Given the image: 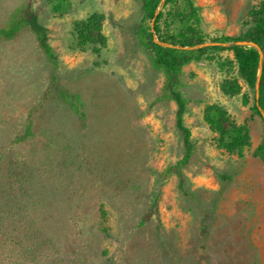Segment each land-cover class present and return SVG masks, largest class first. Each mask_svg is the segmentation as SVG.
Listing matches in <instances>:
<instances>
[{
	"label": "rangeland",
	"instance_id": "1",
	"mask_svg": "<svg viewBox=\"0 0 264 264\" xmlns=\"http://www.w3.org/2000/svg\"><path fill=\"white\" fill-rule=\"evenodd\" d=\"M258 1L193 0L205 41L242 32ZM93 11L104 16L98 55L77 49L72 31L74 20ZM28 13L45 28L55 66L29 24L0 37V152L28 123L31 135L14 155L36 148L40 157L59 161H52L41 216L57 258L64 264H264V159L255 153L264 120L250 110L241 79L239 93L221 92L219 83L236 75L220 64L230 53L208 49L180 68L176 83L193 148L179 189L176 175L165 174L182 154L175 104L137 38L139 0H0V28ZM178 25L164 10L162 29ZM61 93L78 97V113ZM208 103L247 123L243 157L215 147L202 117ZM0 264L11 259L3 255Z\"/></svg>",
	"mask_w": 264,
	"mask_h": 264
},
{
	"label": "trees",
	"instance_id": "2",
	"mask_svg": "<svg viewBox=\"0 0 264 264\" xmlns=\"http://www.w3.org/2000/svg\"><path fill=\"white\" fill-rule=\"evenodd\" d=\"M139 2L137 38L150 54L154 66L163 73L165 83L169 86L168 97L175 104L174 126L182 144L181 156L173 165L166 167L165 174L173 172L177 177L178 188L182 189L183 168L191 156L193 143L190 129L183 120L186 99L176 83L180 68L187 61L201 58L208 49L228 51L231 58L223 59L220 64L229 67L227 70L234 69L236 75H231L219 83L221 92L227 95L239 93L242 87L239 81L241 79L251 96L250 110L264 120V0H259L247 10L243 21L247 27L242 32L235 35L213 36L209 40L218 42L217 44L196 48L185 47L206 40V34L199 29L198 11L193 0H139ZM164 10L176 17L179 22L176 28L162 29L160 19ZM103 18L102 13L93 11L86 17L73 21V38L77 49H89L93 54H99L105 44L102 32ZM23 23L29 24L46 61L54 67V54L48 43L46 30L34 14L28 13L26 19L15 17L12 25L6 24L0 28V37L5 39L12 37ZM154 38L169 43L170 46L162 45ZM239 40L252 41L256 47L236 43ZM256 79L258 86L255 96ZM61 99L73 112L78 113L80 101L77 96L61 93ZM248 100V95L243 93L242 102L247 103ZM202 117L214 134L213 142L216 148L243 157L250 144L246 122L234 121L226 109L217 103L206 104ZM24 128V132L0 152V258L3 255L8 256L12 264H64L55 255L57 249L55 239L41 217L45 213L44 206L48 194L46 188L50 172L53 170L52 161L54 165H58L59 161L55 156L43 154L44 148L40 153L44 155L43 157H40L42 155H39L40 151L36 148L34 154L26 149L21 152L22 154L14 155V147L20 146V141L31 135L28 123ZM65 150L69 153L70 147L67 146ZM255 153L264 159V136ZM62 162L65 165L64 159ZM68 162H73L71 154L68 156ZM105 218V211L100 208V221L104 222Z\"/></svg>",
	"mask_w": 264,
	"mask_h": 264
},
{
	"label": "water",
	"instance_id": "3",
	"mask_svg": "<svg viewBox=\"0 0 264 264\" xmlns=\"http://www.w3.org/2000/svg\"><path fill=\"white\" fill-rule=\"evenodd\" d=\"M154 40L162 45H169V43H166V42H161L159 41L158 39L154 38ZM218 42H214V41H204V42H201V43H198L196 45H192V46H185L186 48H196V47H200V46H205V45H210V44H217ZM236 43L238 44H243V45H251V46H254L256 47V45L252 42V41H248V40H239V41H236ZM176 47H180L179 45H176ZM259 51V50H258ZM259 55L261 57V53L259 51ZM260 61V60H259ZM259 70H260V64L258 65V70H257V77H258V74H259ZM257 86H258V79H256V83H255V96L257 95ZM261 111V110H260Z\"/></svg>",
	"mask_w": 264,
	"mask_h": 264
}]
</instances>
